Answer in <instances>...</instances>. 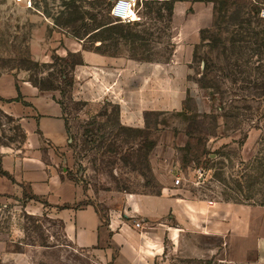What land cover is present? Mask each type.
<instances>
[{"label": "rangeland", "instance_id": "obj_1", "mask_svg": "<svg viewBox=\"0 0 264 264\" xmlns=\"http://www.w3.org/2000/svg\"><path fill=\"white\" fill-rule=\"evenodd\" d=\"M114 1L0 0V74L13 72L55 93L71 136L74 176H78L89 201L97 203L105 216L120 214L126 220L145 219L150 225L172 217V213L156 214L157 204L150 200L162 197L160 176L170 167L163 156L171 151L163 147L168 132L175 135V141L170 142L174 144L176 167L172 179L179 175L185 189L207 200L264 208L258 203L226 200L237 197L243 201L238 190L253 194L257 200L264 192V97L243 99L242 90L252 93L253 84L234 78L244 70L246 78L255 80L264 70V54L256 53L257 42L264 34V19L260 16L264 0H251L256 9L249 16V29H241L230 19L221 23V29H212L227 39L226 51L202 38L201 31L214 21L213 3L195 2L210 5L211 9L206 15L208 25L199 29L197 42L193 43V61L183 99L189 108L186 118L178 116L176 109L139 114L133 108L136 95L125 88L137 82L136 75L141 74L139 70H144L145 63L164 66L172 61L179 41L194 39L187 36L194 31V23L185 25L184 20L176 24V20L194 15V7L181 16L175 2L170 20L160 21L154 13L150 17L138 1L134 12L135 22L140 25L134 26L133 32L143 38L141 42L121 38L111 29L98 31L101 24L116 20L111 14ZM228 1L232 3L227 12L230 16L244 0ZM184 2L193 4L190 0ZM196 15V19L204 16ZM224 27L228 28L223 30ZM240 38L244 42L237 40ZM87 51L125 58L135 66L126 67V71L114 70L110 63L93 66L87 62ZM161 70L159 67L155 73L159 88L165 85ZM22 129L19 122L0 112V148H21L26 139ZM180 139H185L183 145H178ZM253 166L256 170H252ZM23 208L1 210L0 227L13 226L17 236L30 245H63L60 250H44L43 257L34 253L45 262L94 264L64 247L68 240L61 224ZM249 215L257 221L251 222ZM263 220L264 213H250L244 222L239 219L238 236H226L229 244L225 239L219 244L221 264L228 260L234 264H264ZM243 227L247 233L240 234ZM173 259L175 264H202V260L178 254ZM209 260L212 259L205 261Z\"/></svg>", "mask_w": 264, "mask_h": 264}, {"label": "crops", "instance_id": "obj_2", "mask_svg": "<svg viewBox=\"0 0 264 264\" xmlns=\"http://www.w3.org/2000/svg\"><path fill=\"white\" fill-rule=\"evenodd\" d=\"M191 5L194 15H204L202 19L192 15L176 20V24L184 20H187L185 25L194 23V31L187 35L194 39L179 41L172 61L164 66L157 62L145 63L144 70H139L142 75H136L137 82L125 88L129 94L136 95L133 108L139 114L148 110L180 111L184 107L185 80L193 61V43L197 42L199 29L208 25L206 15L211 9L207 4L183 2L177 3L176 11L182 16ZM86 59L93 66L110 63L117 71L135 66L125 58H110L92 51L86 52ZM159 67L162 69L160 78L165 82L160 88L157 85L159 77L155 74ZM0 112L19 122L26 134L21 148H0V211L21 206L28 213L46 215L61 224L68 240L64 247L94 264H175L173 258L177 254L198 262L202 260V264L220 261L219 244L222 239L229 244L226 236L229 239L238 236L239 219L244 222L250 213H264L261 206L211 201L192 194L183 184L175 185L174 180L179 175L174 179L171 177L176 167L174 144H170L175 141V135L167 132L168 144L164 142L163 147L173 151L168 150L163 156L170 167L160 176L162 197H150V200L157 204L156 214L172 213L173 216L153 225L145 219L126 220L120 214L105 216L97 203L89 201L87 191L74 176L75 158L68 123L54 92L42 90L13 72L2 73ZM136 118L139 119V115ZM184 142L185 139H180L178 145ZM163 166L162 163L161 168ZM255 219L251 222L257 221ZM136 222L141 226L136 227ZM244 233L247 231L240 234ZM17 235L13 226L0 227V264H55L45 262L34 253H41L43 257L44 250H60L63 245H30ZM261 235L264 240V229ZM206 259L212 260L207 262ZM228 261L234 264V261Z\"/></svg>", "mask_w": 264, "mask_h": 264}, {"label": "trees", "instance_id": "obj_3", "mask_svg": "<svg viewBox=\"0 0 264 264\" xmlns=\"http://www.w3.org/2000/svg\"><path fill=\"white\" fill-rule=\"evenodd\" d=\"M186 0H139L138 4L142 5L143 7H145L147 9V14L150 15L154 13L155 14V18L163 21L164 19H168V21L170 20V17L173 14V7H174V3L178 2V3H183ZM193 1L192 3L195 2H212L213 3V12H214V21L213 24L208 27L205 28L201 31V34H203L202 38L203 40H209V42H213L215 43L214 46L217 47H223V50L226 51L228 49L227 45H226V41L227 39H223L222 37L218 36L217 34L214 33V31H212L213 28H217V29H221V23H228L227 19H230V22H236V25H239V27L241 29H249V25L251 22V19L249 18V16L254 13L255 11V6L254 3L251 0H244L242 2V5L240 6V9L236 12L233 13V15L228 16L227 12L229 11L232 3L229 2L228 0H190ZM193 6L191 5L190 8L187 9V11L189 10V12L192 11ZM163 11H167V14H164ZM257 12L259 13V9L257 10ZM216 13H219V16H215ZM243 15L246 17L244 18ZM152 19V18H151ZM134 21H129V22H121V21H108L107 23L101 24L100 26L97 27L98 31L102 30V29H111L112 33L124 38V39H138L139 41H143V38L139 35V34H135V32H133V28L134 26H139L140 23H136ZM167 21V20H166ZM243 24V25H242ZM245 24V26H244ZM228 27H224L222 28L223 30H225ZM209 34V35H206ZM248 36V35H247ZM239 42H244V40L242 38L237 39ZM234 42V39H229L228 42L231 43ZM113 44L115 45V41H113ZM170 46L173 45L169 44ZM257 52L259 53V55L264 54V34H263V38L260 39L259 42H257ZM99 52V51H98ZM240 74L238 75V77H234L236 80H241L243 83H246V85L248 84H253V89L254 91L252 93L248 92L247 89H243L242 90V98L243 99H250L253 97H264V70L259 72V78L261 77V79L258 81V77L255 80H250L248 78L245 77V73L244 70H240L238 71ZM38 87V86H37ZM42 90H46V89H42ZM219 90V89H218ZM256 90V91H255ZM60 102V101H59ZM61 103V102H60ZM62 105V104H61ZM63 107V106H62ZM64 110V109H63ZM189 112V108L186 105L185 102V106L183 107V109L179 112H177L176 114L178 116H182L184 118H186L187 113ZM197 123V122H196ZM72 145V144H71ZM154 146V145H152ZM152 148V147H151ZM252 170H256V168H254V166L252 167ZM263 178H264V169H263ZM78 180V176H75ZM255 182V181H253ZM237 193H240L243 196V201L237 199V197H230L232 200H230V198H227V201H232L237 202V203H258L264 206V192H263V197L260 200H257L254 198L253 194L251 193H244L242 192V190H238Z\"/></svg>", "mask_w": 264, "mask_h": 264}, {"label": "built area", "instance_id": "obj_4", "mask_svg": "<svg viewBox=\"0 0 264 264\" xmlns=\"http://www.w3.org/2000/svg\"><path fill=\"white\" fill-rule=\"evenodd\" d=\"M139 0H115L111 7V14L117 20L121 22H129L137 19L134 12V7ZM260 16L264 19V7L260 10ZM181 179L177 177L174 180L175 185H180ZM136 227H140L141 223L136 222ZM207 264H221V261H213ZM230 264V263H227Z\"/></svg>", "mask_w": 264, "mask_h": 264}]
</instances>
